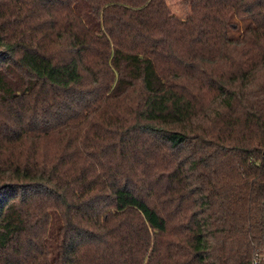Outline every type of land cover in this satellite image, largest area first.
<instances>
[{"label": "trees", "instance_id": "trees-1", "mask_svg": "<svg viewBox=\"0 0 264 264\" xmlns=\"http://www.w3.org/2000/svg\"><path fill=\"white\" fill-rule=\"evenodd\" d=\"M0 0V264H264V0Z\"/></svg>", "mask_w": 264, "mask_h": 264}, {"label": "rangeland", "instance_id": "rangeland-1", "mask_svg": "<svg viewBox=\"0 0 264 264\" xmlns=\"http://www.w3.org/2000/svg\"><path fill=\"white\" fill-rule=\"evenodd\" d=\"M172 12L181 18H187L191 15L190 5H186L184 0H166Z\"/></svg>", "mask_w": 264, "mask_h": 264}]
</instances>
